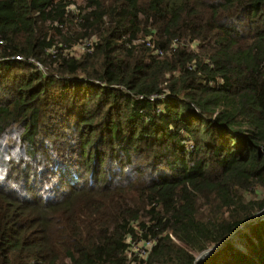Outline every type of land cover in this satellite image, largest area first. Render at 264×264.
Segmentation results:
<instances>
[{"label":"trees","instance_id":"16d2710c","mask_svg":"<svg viewBox=\"0 0 264 264\" xmlns=\"http://www.w3.org/2000/svg\"><path fill=\"white\" fill-rule=\"evenodd\" d=\"M0 40V264H195L264 210V0H0Z\"/></svg>","mask_w":264,"mask_h":264},{"label":"rangeland","instance_id":"374dc122","mask_svg":"<svg viewBox=\"0 0 264 264\" xmlns=\"http://www.w3.org/2000/svg\"><path fill=\"white\" fill-rule=\"evenodd\" d=\"M76 1L78 3H81V0H76ZM82 51L83 50H82L81 46L78 45V44H75L72 47V49L70 50V53L74 54L75 56H78L80 53H82ZM17 133H18L17 127H15L13 130H10L7 133H5L6 135L4 134L2 137H0V177L5 175L6 168L8 167L7 165H12V162H10V161L13 160V159H17L19 157V154H20V151H19L20 143L18 141ZM235 244H236L237 247L245 249L244 248V244L242 242L238 241V239H235ZM198 255H196V257Z\"/></svg>","mask_w":264,"mask_h":264},{"label":"built area","instance_id":"2783aa9c","mask_svg":"<svg viewBox=\"0 0 264 264\" xmlns=\"http://www.w3.org/2000/svg\"><path fill=\"white\" fill-rule=\"evenodd\" d=\"M145 44L147 47H150L153 49L154 53L161 55L162 54V50L158 47V48H154V45L152 43L151 40H144ZM3 41L0 40V44H2ZM175 44V40L172 44V46H174ZM78 45L81 46L82 50H86L88 52H90L92 50V40H80ZM15 59H21L22 57L19 55H16L14 57ZM38 68H42V66L40 64H37ZM128 242L130 243V252L129 255L130 256H135L138 258H145L152 245L154 244V240L153 239H148V240H137V241H130V239H128Z\"/></svg>","mask_w":264,"mask_h":264},{"label":"water","instance_id":"95a60500","mask_svg":"<svg viewBox=\"0 0 264 264\" xmlns=\"http://www.w3.org/2000/svg\"><path fill=\"white\" fill-rule=\"evenodd\" d=\"M264 218V210L261 211L259 214H257L254 218L248 220L247 222L242 223L240 226H238L223 242H221L218 245L213 246L212 248H209L203 252H201L197 257H196V263L199 264L206 256L213 254L217 250H219L222 246H224L230 239H232L240 230L243 228L258 222Z\"/></svg>","mask_w":264,"mask_h":264}]
</instances>
